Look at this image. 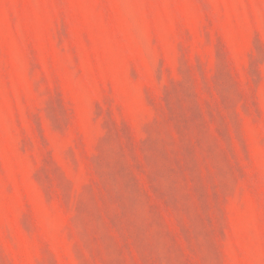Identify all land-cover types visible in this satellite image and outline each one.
<instances>
[{
    "label": "rangeland",
    "instance_id": "374dc122",
    "mask_svg": "<svg viewBox=\"0 0 264 264\" xmlns=\"http://www.w3.org/2000/svg\"><path fill=\"white\" fill-rule=\"evenodd\" d=\"M0 264H264V0H0Z\"/></svg>",
    "mask_w": 264,
    "mask_h": 264
}]
</instances>
